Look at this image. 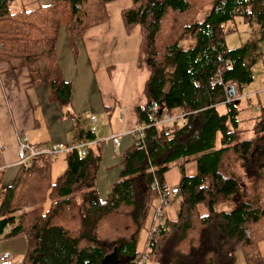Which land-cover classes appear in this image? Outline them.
Segmentation results:
<instances>
[{"label":"trees","instance_id":"trees-1","mask_svg":"<svg viewBox=\"0 0 264 264\" xmlns=\"http://www.w3.org/2000/svg\"><path fill=\"white\" fill-rule=\"evenodd\" d=\"M113 1L49 0L11 13L7 0H0V62L18 60L30 86L43 81L48 100L66 104L69 83L61 79L54 55L57 34L63 31L75 55L76 41L107 20L105 6ZM263 1L129 0L119 19L125 31L137 27L136 64L147 74L144 106L134 109L142 137L132 136L118 155V178L103 200L94 189L98 145L83 155L67 151L64 169L53 180L48 155L36 157L29 168L17 166L11 182L0 187V240L24 239L19 264H101L112 251L117 264H135L144 254L142 264H233L235 251L244 264H264L256 254L264 240V106H252L251 137L240 139L237 115L249 106L235 103L251 81L254 43L227 49L222 29L239 17L255 24L257 39L264 41ZM206 6L203 20L195 22ZM186 36L192 46L180 49ZM214 76L221 85L211 86ZM226 98L220 113L214 105ZM150 102L155 111L146 109ZM174 112L182 113L181 123L154 124L162 113ZM227 155L235 168L231 175L220 172ZM171 164L180 172L173 218L165 216V206L151 231L158 197L153 182L163 184ZM140 230L146 236L138 251Z\"/></svg>","mask_w":264,"mask_h":264},{"label":"crops","instance_id":"crops-1","mask_svg":"<svg viewBox=\"0 0 264 264\" xmlns=\"http://www.w3.org/2000/svg\"><path fill=\"white\" fill-rule=\"evenodd\" d=\"M48 3L49 0H7V7L14 13ZM129 3V0L108 3L105 6L107 20L84 32L76 41L73 56L63 31L58 32L55 60L61 79L69 83L68 100L62 106L48 100L43 81L34 87L29 85L27 70L18 60L0 62V187L7 186L17 171L15 142L17 136L24 133L28 143L38 149L57 143L85 144V148L100 146L94 189L99 200L108 194L118 178V155L131 144V131L137 127L134 109L142 108L145 103L142 84L147 74L143 66L136 64L138 29L133 26L125 31L119 19L120 10ZM262 82L264 91V76ZM250 95L253 94L243 95L245 107L259 104L248 103ZM226 102L224 99L214 105L218 112L223 113L222 106ZM240 113L238 128L240 122H250L247 111L243 117ZM176 115L172 113L171 119L163 125L180 122ZM89 116L94 118V131L90 129ZM113 135L118 137L116 146L109 141L96 142ZM65 153H57L63 155L62 162L55 158L57 154L51 157L50 174L53 167L63 171ZM24 247L21 236L0 240V254H8L9 264H19Z\"/></svg>","mask_w":264,"mask_h":264},{"label":"rangeland","instance_id":"rangeland-1","mask_svg":"<svg viewBox=\"0 0 264 264\" xmlns=\"http://www.w3.org/2000/svg\"><path fill=\"white\" fill-rule=\"evenodd\" d=\"M209 7H203L195 16L194 21L200 22L203 20L204 16L207 14ZM263 10H264V1H263ZM222 29L226 33L223 37V44L227 49L235 48L241 45L244 41L250 40L254 43V62L250 67V74H251V81L248 85H246L242 89V93L240 97L236 99V106L237 108L244 109L245 108V101L246 99L243 98L244 94L250 92L253 95H250L248 98V103L256 104L259 103L260 106H264V91L262 90L263 87V76H264V41H260L257 39V29L255 24H244L239 17H234L230 21H227L222 24ZM192 39L186 36L183 40H181L178 44L180 49H187L192 46ZM255 95V96H254ZM248 113L256 112L253 111V107H246L245 109ZM245 110H243L239 116L243 117ZM165 119V118H164ZM240 122L239 128L242 129V133L240 139H245L251 137V123L247 122ZM165 123V121L161 122L160 124ZM180 122H175V124H179ZM171 123H166L163 126H170ZM245 130V131H244ZM63 155L57 154L55 158L62 162ZM53 158V157H52ZM63 164V163H62ZM57 167V166H56ZM62 170H57V168L53 167L52 172L50 174L51 180H53L56 176L61 173ZM184 172L186 175L192 173V166L191 164H187L184 166ZM220 172L224 175H231L235 173V168L231 164L229 159V155L225 156L222 159L220 165ZM180 177V172L178 171L176 165L171 164L168 166L167 170L163 173V183L168 187H176L178 180ZM176 196H172L166 205L165 209V216L170 219L173 218L174 208H175ZM216 208H219L217 206ZM146 236V232L144 230H140L137 236V243L136 249L138 251L142 248V242ZM256 254L258 256H264V240L260 241L257 244ZM233 264H244L241 258V254L239 251H235L233 254Z\"/></svg>","mask_w":264,"mask_h":264},{"label":"built area","instance_id":"built-area-1","mask_svg":"<svg viewBox=\"0 0 264 264\" xmlns=\"http://www.w3.org/2000/svg\"><path fill=\"white\" fill-rule=\"evenodd\" d=\"M210 84H211V86L214 84L215 85H221V82L219 81V79L217 77L214 76L212 78ZM225 101H229V99L226 98ZM146 109L148 111H155L157 109V105L155 102H150L148 104V106L146 107ZM253 109L255 110L256 108H253ZM181 117H182V113H179L176 115V118L180 120V123L182 121ZM170 119H171V117L168 114L162 113V115L160 116V119L155 121L154 124H160L161 122L169 121ZM89 120L91 121L90 129H91V131H94L95 127L93 124L94 123L93 116H89ZM143 127H144L143 125H140V126L135 127L131 131L132 136H134L136 140L140 141V139L142 137ZM104 141H109L111 144H113V146H116L117 142H118V137L116 135H113V136H109L105 139H97L96 140V142H98V143H103ZM139 141L136 142L138 149L142 148L141 142H139ZM85 146H86L85 144H81L79 146H65L61 143H57V144H53V145L49 146L46 149H38V148L32 147L28 143L27 137L23 133V134H20L17 136L16 142H15L16 165L26 169V168L31 167V164L33 163L34 159L40 155H48L50 157H53L57 153L67 152V151H70L73 149H76L80 155H83L85 152ZM153 187L158 192V197L156 199V203L153 207V210H152V213L150 216L151 231L154 230V228L160 223L161 216L163 214L165 206L168 204L170 198L172 196L176 195V193L178 191L177 187H168L164 183L159 185V184H157L156 181L153 182ZM145 258H146V256L144 254V256L142 258H137L135 260V264H142V260ZM0 264H9V259H8L7 253H1L0 254Z\"/></svg>","mask_w":264,"mask_h":264},{"label":"water","instance_id":"water-1","mask_svg":"<svg viewBox=\"0 0 264 264\" xmlns=\"http://www.w3.org/2000/svg\"><path fill=\"white\" fill-rule=\"evenodd\" d=\"M114 257H115V253L114 251H112V254L103 257L101 264H117V261L114 260Z\"/></svg>","mask_w":264,"mask_h":264}]
</instances>
